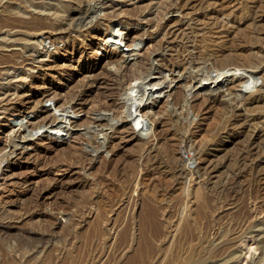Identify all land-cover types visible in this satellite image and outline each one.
I'll use <instances>...</instances> for the list:
<instances>
[{"label": "rangeland", "instance_id": "rangeland-1", "mask_svg": "<svg viewBox=\"0 0 264 264\" xmlns=\"http://www.w3.org/2000/svg\"><path fill=\"white\" fill-rule=\"evenodd\" d=\"M125 1L0 0V264H255L264 0Z\"/></svg>", "mask_w": 264, "mask_h": 264}, {"label": "bare ground", "instance_id": "bare-ground-1", "mask_svg": "<svg viewBox=\"0 0 264 264\" xmlns=\"http://www.w3.org/2000/svg\"><path fill=\"white\" fill-rule=\"evenodd\" d=\"M37 1H41V0H37ZM103 1V0H102ZM123 1H125V0H118V1H114V0H112L111 2L109 1L108 3L106 2V0H104V2H102L103 3V5H102V7L100 8V6H99V8H100V13L102 14V17H104L103 19L105 20H107V21H109V20H114V19H112L113 17H116L115 15H118V13H120V12H122L123 10H124V12H125V10L127 9V5L130 3H128L127 5L123 2ZM167 1V0H166ZM125 2H127V1H125ZM136 2H138V1H136ZM142 2H144V1H142ZM148 2H150V1H148ZM135 3V2H134ZM145 3V2H144ZM144 3H140V4H143L144 5ZM132 4V3H131ZM130 5V4H129ZM148 5V4H147ZM86 6V5H85ZM45 7V6H44ZM46 7H48V5H46ZM135 6L133 5L132 6V8H134ZM137 8H139L140 7V5H139V7H138V4H137V6H136ZM135 7V8H136ZM144 7V6H143ZM145 7H148V6H146V4H145ZM94 8V7H93ZM93 8H90L91 10H93ZM141 8H142V5H141ZM140 8V9H141ZM148 8H150V6L148 7ZM148 8L147 9H145V11L143 12H141L139 9H138V12H137V10L134 12V16H130L129 17V23L130 24H134V27L133 28H129V29H127V32H126V34H124V36L123 37H121L120 36V34L119 33H117L115 30H113V27H114V25H112V23H111V25H105L104 26V24H102L101 22H100V20L98 21H95L94 23H92V25H91V27H93V29H95V30H98L99 31V36H101V38H103V39H105L106 38V36H109L108 38H110V39H113V40H116L115 42H113V41H110V42H113V44L114 45H117L116 43H118L119 44V41H122V40H124L125 42H126V44H130V42H132V41H134V40H140V41H142L139 37V35H141V34H139L140 32H142V31H145L148 27H150L151 25H153V24H151L150 22H149V18H148V16L146 17L145 16V14L147 13V11H148ZM128 9H130V8H128ZM127 9V11H129ZM143 9V8H142ZM79 10V9H78ZM85 10H87V9H85ZM131 10V9H130ZM147 10V11H146ZM152 11H153V9H151ZM150 11V10H149ZM90 12V11H89ZM98 12V11H97ZM146 12V13H145ZM128 13V12H127ZM133 13V12H132ZM150 13V12H149ZM122 14V13H121ZM92 15H96V14H92ZM129 15V14H128ZM122 16V15H121ZM94 17L95 16H93V18L92 19H94ZM96 17H98V16H96ZM118 17V16H117ZM90 16H89V14L88 13H86L85 11L83 12V10L81 11V10H79V11H75V13H74V15H73V24L71 25L70 23H72V22H70L68 25H69V27H71L68 31H58L57 33H63V34H67V33H69V31H72L73 30V28H78L79 26H81V23L82 22H90L91 23V21H90ZM150 18H151V16H150ZM96 19V18H95ZM94 19V20H95ZM102 20V19H101ZM120 20V19H119ZM151 20H154V19H152L151 18ZM150 20V21H151ZM106 21V22H107ZM117 21V20H116ZM114 22V21H113ZM120 22H122V20L120 21ZM153 22V21H152ZM89 23V24H90ZM155 23V22H154ZM83 24V23H82ZM88 24V25H89ZM128 24V23H127ZM129 24V25H130ZM155 25V24H154ZM102 27V28H101ZM153 27V26H152ZM145 29V30H144ZM139 34V35H138ZM143 34H144V32H143ZM139 36V37H138ZM105 40H108V39H105ZM109 42V43H110ZM125 65V64H124ZM123 66V65H122ZM122 66H121V68H122ZM125 67V66H124ZM123 67V68H124ZM143 84V85H142ZM141 85H142V87H144V86H146V84H145V82L144 83H141V84H139V85H136V84H133V85H130L128 88H130L131 89V92H129V94H127L126 96H127V103H128V105H129V110H128V116L129 117H132V118H136L137 116H138V108H139V103L141 102V100H139V101H135V99H136V97H135V94H134V90H137V91H140V87H141ZM140 86V87H139ZM17 96V95H16ZM23 120V119H22ZM17 122V121H16ZM15 122V123H16ZM18 122H20V121H18ZM21 123V122H20ZM12 124V123H11ZM10 124V125H11ZM17 124V123H16ZM22 124V123H21ZM18 125V124H17ZM20 125V124H19ZM60 126V125H59ZM16 127V126H15ZM12 128V127H11ZM18 128V127H17ZM16 128H14V130H15ZM0 213H3V212H0ZM2 229V227L0 226V230ZM150 230H151V234L152 235H156L157 234V232H158V224H157V222L152 218L151 219V223H150ZM261 243V254H260V258H258V261L257 262H254L255 264L256 263H258L259 261H261V260H264V243H262V242H260ZM213 264H231L232 262L231 261H229V260H227V261H224V263H217V261L216 262H212Z\"/></svg>", "mask_w": 264, "mask_h": 264}]
</instances>
